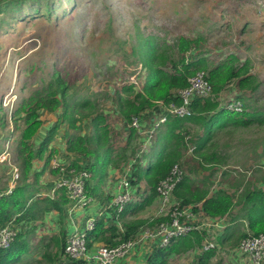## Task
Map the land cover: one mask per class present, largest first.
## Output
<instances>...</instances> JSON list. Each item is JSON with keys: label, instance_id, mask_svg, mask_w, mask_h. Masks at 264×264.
<instances>
[{"label": "trees", "instance_id": "trees-1", "mask_svg": "<svg viewBox=\"0 0 264 264\" xmlns=\"http://www.w3.org/2000/svg\"><path fill=\"white\" fill-rule=\"evenodd\" d=\"M52 1L0 0V14L7 11L24 13L25 10L22 9L24 5H27L29 10L38 13L41 6L50 10ZM145 39H147L150 48L148 55L142 57L135 52V48L132 50L138 56V62L144 71L141 90L136 91V84L130 82L115 91L117 110L128 123L133 116H139L145 110L157 108V102L179 104L180 98L177 95V90L187 86L188 78L199 70L206 72V78L211 85V95L208 98L194 97L192 99L190 115L185 117L168 116L163 123L165 127L157 135L163 150L161 149L159 158L149 164V169L145 174L148 190L141 192V194L145 193L151 201L157 196V182L168 175L172 166L183 155L184 138L189 133L186 131V125H193L201 131V133H197L193 141V151L203 165V169L208 170L211 167L210 169L214 171L213 166L222 163V158L218 155L215 147L216 133L230 126H248L253 123L262 125L264 124V109L258 105L257 99L248 102L250 99L247 97V93L250 92L254 95L262 87L261 80L251 73L252 66L249 59L241 60L235 54L230 53L218 63L210 64L208 56L198 52L201 48L200 36L196 38L179 36L172 45L166 42L159 43L152 38ZM174 53L179 56L177 59L172 57ZM233 82L239 90V95L235 100L241 102V112L229 110L223 106L222 102H219L218 95ZM96 95L99 94L95 92L91 95L78 94L75 87L70 86L61 73L51 67L47 79H43L39 85L35 86L12 111L10 117L14 120L13 129L19 130V134L15 137L13 152L16 154L14 162L20 174L11 193L7 192L8 184L0 182V225L13 226L17 231L11 244L5 249L0 248V264H16L22 256L25 257L30 251L31 233L29 232H34V227L25 231H22V227L41 220L44 214L50 210H58L61 215L65 205L69 202L64 187L56 189L54 196L51 197L42 195V186L39 184V177L48 167L53 156L51 151L45 153L61 125H66L67 152L85 155L86 161H88L83 167L72 163L69 165L70 168L86 170L93 176L100 177L102 174L104 166L101 162L103 159H108L113 146L107 117L102 111L103 108L99 107ZM105 95L111 97L109 94ZM45 113H58V117L38 146L35 147L32 139L42 125ZM88 118L91 133L88 136L78 134L76 131L82 129L83 121ZM0 122L3 125L4 118L2 116H0ZM70 129L73 132H70ZM131 135H133V130ZM1 149L0 146V152ZM136 151L129 157L132 160L131 168L141 159V156H137L138 151ZM43 156L44 166L40 171L34 172L29 180L33 161L43 159ZM119 162H121V153L114 164L117 165ZM51 170L55 175H60L58 169L51 168ZM132 182L135 183L133 178ZM241 185L242 182L238 184L232 194L224 189L211 191L212 177L210 174L204 175L197 182H192L188 175H184L173 190V196L181 206L191 205L195 213H201L205 217H226V224L235 220L245 221L247 228L242 238L247 235V231L252 235L264 233V172L261 176L255 177L253 181L242 185V187ZM86 192L90 195L87 189ZM138 192L136 186L135 198L140 195ZM163 220L165 217H159L154 220L155 222H151L154 223L153 225H145L146 220L134 219L124 225L123 231L118 230L117 226H110L111 236L103 242L105 246H116L128 239H136L141 230L145 228L144 225L151 227ZM101 227L102 224L98 222L97 230L87 233L88 248L91 247L94 237L99 239ZM198 231L194 230L192 233ZM116 232L118 234H115ZM200 232L197 233V238L202 239L203 242L207 233ZM64 234L63 232L60 236L43 239L37 248L57 244L60 250L64 251ZM187 235L173 238L168 245L162 247L164 248L162 250H187L192 246ZM115 237H117L115 241L110 239ZM45 240H48V243H45ZM213 250L215 249L205 251L207 256L213 254ZM46 257L50 258L49 255Z\"/></svg>", "mask_w": 264, "mask_h": 264}, {"label": "rangeland", "instance_id": "rangeland-1", "mask_svg": "<svg viewBox=\"0 0 264 264\" xmlns=\"http://www.w3.org/2000/svg\"><path fill=\"white\" fill-rule=\"evenodd\" d=\"M50 7L48 10L41 6L37 13L24 5V13L0 14V116L4 118L0 124V154L6 156L4 161L0 157L1 183L8 184L10 167L18 168L13 147L19 130L13 129L10 115L23 97L47 79L51 67L78 94H99L95 98L99 107L111 114V124L116 121L114 104L105 94L113 96L123 85L135 80L140 85L143 81L138 56L132 50L135 48L142 57L148 55L150 48L145 38L172 45L179 36H200L198 52L208 56L210 64L230 53L241 60L249 59L251 73L261 80L262 87L254 95L247 93L248 102L257 99L264 109V0H53ZM172 57L179 56L174 53ZM238 95L233 82L218 95L219 102ZM186 131L189 133L184 138L183 157L178 161L183 176L199 181L210 174L211 191L224 189L232 194L240 182L245 185L263 174L264 124L218 131L215 147L222 163L214 165V171L211 167L203 169L194 151L187 152V146L193 145L201 131L189 125ZM113 132L117 137L124 136ZM153 150L158 149L155 146ZM53 189L46 194L52 196ZM143 209L145 225H153L151 222L159 218L155 205L145 204ZM242 230L236 234L246 232ZM242 236L243 233L239 240ZM224 260L228 261V257Z\"/></svg>", "mask_w": 264, "mask_h": 264}, {"label": "crops", "instance_id": "crops-1", "mask_svg": "<svg viewBox=\"0 0 264 264\" xmlns=\"http://www.w3.org/2000/svg\"><path fill=\"white\" fill-rule=\"evenodd\" d=\"M141 71L142 78H144V71L142 69ZM133 80L135 79L133 78ZM131 83L136 84V91L141 90L143 81H141L140 85L137 84L136 80ZM109 95L111 96L110 99L112 104H114L113 116L116 121L110 124L111 114L106 111L104 107H102V111L106 114L107 123L111 131V143L113 150L109 157H107L108 159H103L101 162L104 168L100 177L95 175L93 176L90 173L91 175L86 181V189L90 196H92L93 201L85 207H74L71 202H68L61 215L58 210H50L44 214L41 220L34 224L22 227V231L34 227V232H29L31 233L29 240L30 251L25 255V257L22 256L16 264H68V260L64 257L63 251L60 250L57 244H51L48 247L39 246L38 248L37 245L43 239H47L51 236H60L63 232L65 233L64 239L66 243V239L71 233L84 230L85 221L89 217L95 218V222L97 220L93 229L94 231L97 230L98 222L102 224L99 239L94 237L91 247H89V250L93 251L98 245H102L104 243L103 240L109 239L108 237L111 236L109 231L110 226H117L118 230L123 231L124 225L128 221L143 219L144 216L142 211L144 210L143 207L145 204L155 205L157 214L159 206L158 196H155L150 201L149 197H146L145 193L141 194V192L148 190L145 174L149 169V164L154 163L159 158L158 155L161 149L163 150V147L161 148V144L157 139V135L164 129L165 124H162L158 128L155 142L153 141L149 148L142 153L141 159L137 163H134L132 168H129L132 165V160H130L131 158L129 157L136 151V149L137 151L140 149V146L145 139L143 130L150 126L152 119L155 118L160 111L152 112V110L149 109V111L145 110L138 117L139 129H136L130 127L129 123L118 112L115 103V92H113V96L111 94ZM57 117L58 113L44 114L43 123L32 139V143L35 147L38 146ZM119 125L122 126V129ZM113 130L116 134L123 133L124 136L117 137ZM132 130L133 135L135 134L134 136L131 135ZM66 132V125H61L55 134L54 139L50 143L48 151L45 153L47 154L51 151L53 156L49 161L48 167L39 177V184L42 186V195H48L46 194V191H50L54 188V183H57L59 180L57 175H55L53 170H51L52 167L50 162L52 159L58 158L57 161L60 163L69 165L75 163L79 166L81 165L82 167L88 162L86 161L87 157L85 155H76L75 153L67 152ZM70 132L73 131L70 129ZM76 132L83 136H88L91 133L89 118L83 121L82 129H79ZM130 136L133 137L130 138ZM155 146L158 149L157 151L153 150ZM120 153L121 162L115 165L114 162ZM44 164V156L43 159H35L33 161L29 180L32 178V174L34 172L42 169ZM125 174L130 177L131 180L132 178L135 180V183L132 182V185L135 187L137 186L139 190L138 194L140 193V195L129 203L122 213L117 214L113 208L107 209L106 205L116 192L117 180ZM188 176L192 182L198 181H193L191 176ZM53 193L55 194V190ZM93 193L95 195H92ZM202 218H205L204 215L197 216V219H195L198 223H203L204 221ZM236 227L239 229H236ZM244 228L246 230L247 224L242 220H235L233 222H229L228 224L225 223L222 228L202 227V229H199L198 232H193L187 235L190 238L189 241L192 243V246L187 250L181 249L179 251L162 250L164 248L160 247L158 240H143L134 244L133 248L127 255L117 258L115 260V264H217L220 259H223L222 264H248L247 258L236 249L237 244L239 243L238 241H240L239 236L244 232L239 234L236 233L239 232L238 230H242ZM19 229L21 230L20 227ZM200 231L208 233L206 237L210 236V238H212L217 244V248L213 250V254L210 256H207V250L202 249L204 240L202 242V239L199 240L197 238V233H201ZM115 234H118V232ZM110 239L115 241L117 237ZM45 243H48V240H45ZM46 255H49L50 258H47ZM226 256L228 257V261L224 260Z\"/></svg>", "mask_w": 264, "mask_h": 264}, {"label": "built area", "instance_id": "built-area-1", "mask_svg": "<svg viewBox=\"0 0 264 264\" xmlns=\"http://www.w3.org/2000/svg\"><path fill=\"white\" fill-rule=\"evenodd\" d=\"M177 95L180 98L179 104L175 102H157L158 107L152 109V112L160 111V113L152 119L150 126L143 130L145 139L137 152V156H141L149 148L158 128L166 121L168 116H188L191 114V102L194 97L205 99L211 95V85L206 78V72L199 70L188 78V85L177 90ZM223 106L236 112L242 111V104L239 100H228L223 103ZM138 117L133 116L131 118L129 122L130 127L139 129ZM193 150L194 145L189 144L187 152L191 153ZM0 157H4L3 161L6 159L4 153H2V156L0 154ZM50 163L51 167L58 169L60 173L59 180L56 183L57 185L54 186L53 191L64 187L68 200L74 207H85L93 201L92 196L86 192V181L90 177L89 172L83 169L70 168L69 164L60 163L56 159H52ZM10 172L8 193H11L20 174L19 169L16 167H10ZM182 177L183 170L180 163L177 162L172 166L168 175L157 182L156 192L159 198V206L156 216L165 217V220L154 226L143 228L136 239H128L116 246L100 245L93 251H90L87 246L86 235L94 229L95 218L89 217L85 221L83 231H75L66 239L63 255L68 260V264H115V260L127 255L137 242L158 240L159 245L164 247L173 238L191 234L192 231L202 229V227L222 228L226 222V217L211 218L204 216V222L198 223L196 221L197 216L203 215L195 213L191 205L181 206L173 198V190ZM135 192L136 187L132 185L130 177L126 174L123 175L117 180L116 192L106 208H113L117 214H120L135 199ZM16 231L17 229L13 226L0 225L1 249H5L11 244ZM216 248L217 244L210 236L204 239L202 249L209 250ZM236 249L247 258L248 264H264V233L252 235L247 231V235L241 238Z\"/></svg>", "mask_w": 264, "mask_h": 264}]
</instances>
